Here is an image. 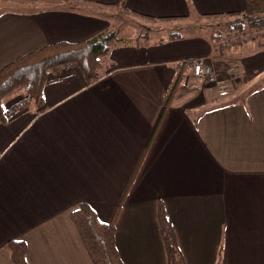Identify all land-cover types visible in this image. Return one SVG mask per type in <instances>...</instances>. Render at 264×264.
Wrapping results in <instances>:
<instances>
[{"label": "crops", "instance_id": "obj_1", "mask_svg": "<svg viewBox=\"0 0 264 264\" xmlns=\"http://www.w3.org/2000/svg\"><path fill=\"white\" fill-rule=\"evenodd\" d=\"M18 2L0 10V70L51 44L121 31L119 20L152 26L112 46L90 85L77 67L53 69L44 105L0 123V264H14L12 240L26 242L29 264H93L71 213L86 202L111 221L183 68L125 197L120 257L168 264L163 203L184 264H264V38L221 51L208 28L221 19L210 16L243 12L246 0ZM176 26L186 34L171 40ZM195 60L214 66L227 97L191 76L185 65Z\"/></svg>", "mask_w": 264, "mask_h": 264}, {"label": "trees", "instance_id": "obj_2", "mask_svg": "<svg viewBox=\"0 0 264 264\" xmlns=\"http://www.w3.org/2000/svg\"><path fill=\"white\" fill-rule=\"evenodd\" d=\"M75 1L62 0L63 4L68 7L73 6ZM210 17L223 18L222 20L229 19L223 24L208 26L211 31V37L219 45L221 51H224L229 45L243 44L252 37L264 38V0H246V7L243 12ZM118 35L117 30H112L85 42L51 44L38 51L20 56L12 63L6 65L0 70V123L7 124L14 115L26 109L30 104L34 103L37 107L44 105V92L49 81L50 71L53 69L70 65L77 67L80 69L87 84L94 83L98 78L97 70L105 57L109 55L111 47L119 43H126ZM180 36L177 33L170 34L169 38L175 40ZM140 37L142 38L143 36ZM135 42H139V39L135 40ZM183 73H185L184 68L180 71L165 96L162 114L141 154L111 221L109 223L102 222L96 211L86 202L80 203L78 208L71 213L72 222L93 264H124L116 244L118 218L125 197L140 170L156 132L163 121L165 112L173 102L178 89L185 79ZM19 92L23 94L24 99L12 107L11 110L6 109L7 99ZM158 220L160 234L166 248L168 264H184L175 231L165 214L163 203H160L159 206ZM8 246L14 264H29L27 261L28 246L26 242L12 240Z\"/></svg>", "mask_w": 264, "mask_h": 264}, {"label": "built area", "instance_id": "obj_3", "mask_svg": "<svg viewBox=\"0 0 264 264\" xmlns=\"http://www.w3.org/2000/svg\"><path fill=\"white\" fill-rule=\"evenodd\" d=\"M186 67L191 69V76L204 85L215 86L219 96L227 97L229 90L226 82L219 78L214 66L206 64L203 60L188 61Z\"/></svg>", "mask_w": 264, "mask_h": 264}, {"label": "rangeland", "instance_id": "obj_4", "mask_svg": "<svg viewBox=\"0 0 264 264\" xmlns=\"http://www.w3.org/2000/svg\"><path fill=\"white\" fill-rule=\"evenodd\" d=\"M48 1V0H47ZM6 1L5 0H0V10L2 11V10H4V9H6V8H9V7H11L10 5L11 4H14L15 5V8H21L20 6V3L18 2V0H8V2L9 3H5ZM32 7V6H31ZM24 11H26V9H24ZM29 12H32V13H35V12H37L35 9H34V7H33V9L32 10H28ZM223 19V18H222ZM222 19H220V20H215V22H220V23H225V21H228L229 19L228 18H226V20H222ZM135 21V23H136V29L135 28H133L132 26L130 27L129 25H128V23H125V24H127V25H123L122 27L120 26V24L121 23H123V21L122 20H119V21H117V24L119 25L118 26V28H121V31H120V29H118V33H119V35H118V37H120V38H123V39H128L130 36H135V34H141V33H143V31L142 30H139V29H144V27L143 26H146V28H150V26H152V25H147V24H150V23H148V22H146V21H138V20H134ZM114 23H116L115 21H114ZM156 26V25H155ZM171 26H173V24L171 25ZM191 26H195V24H192ZM172 28V27H171ZM178 27L176 26V27H174V28H172V30L171 31H174V33H179L181 36H183L184 34H186V32L185 31H183V30H179V29H177ZM254 31V30H253ZM20 96H22V93L21 92H19V93H16L15 95H14V97L13 98H11V99H8L7 100V104H11L12 102H14V100L15 99H17V98H19ZM10 98V97H9Z\"/></svg>", "mask_w": 264, "mask_h": 264}]
</instances>
